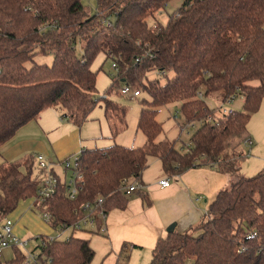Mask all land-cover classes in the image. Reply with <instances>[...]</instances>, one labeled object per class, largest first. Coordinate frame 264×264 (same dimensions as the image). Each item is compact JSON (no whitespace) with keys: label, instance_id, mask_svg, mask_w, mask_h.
<instances>
[{"label":"trees","instance_id":"16d2710c","mask_svg":"<svg viewBox=\"0 0 264 264\" xmlns=\"http://www.w3.org/2000/svg\"><path fill=\"white\" fill-rule=\"evenodd\" d=\"M89 1L0 0V146L47 107H58L62 119L78 125L87 120L99 99L90 63L99 52L116 61L117 76L101 96L111 138L125 127L126 113L107 95L117 87L120 93L128 83L149 97L140 99L137 118L145 140L137 146L82 147L81 190L69 198L60 177L47 207L52 224H72L85 213L81 204L89 202L96 219L87 231L99 233L98 210L124 208L129 183L137 184L133 193L150 202L138 190L149 157L159 159L168 177L198 165L235 172L243 157L238 146L249 138L246 124L264 96V0H183L165 22L151 24L147 18L170 0H93L92 8ZM77 41H82L80 57ZM37 53H50L51 62L27 65ZM153 69L162 73L164 83L160 74L147 78ZM215 89L224 99L242 92L241 109L216 113L204 99ZM170 102L180 103L182 123H198L189 144L180 148L176 139L157 140L163 131L158 107ZM40 172L34 154L0 160V218L19 201L34 198ZM99 195L102 203L96 205ZM249 232L255 235L247 238ZM34 248L39 264H91L94 256L89 240L73 233ZM129 248L122 244L116 264L121 256L128 259ZM12 249L0 264H22L23 249ZM149 264H264V168L235 175L198 222L158 237Z\"/></svg>","mask_w":264,"mask_h":264},{"label":"crops","instance_id":"0c3cea01","mask_svg":"<svg viewBox=\"0 0 264 264\" xmlns=\"http://www.w3.org/2000/svg\"><path fill=\"white\" fill-rule=\"evenodd\" d=\"M60 115L61 111L58 107H47L35 119L20 126L0 146V160H12L27 153L33 155L41 152L54 163V172L63 177L67 172L64 171L59 160L64 157L72 155L82 147H102L114 142L122 144L115 137L112 139L109 135L98 143L88 141L87 137L91 134L83 131L82 124L78 125L71 120L62 119ZM103 126L110 131L105 113ZM99 129L102 130L101 119H99ZM143 136L137 137V141L143 143L145 140V136ZM248 139L249 142L252 140L251 137ZM181 145L183 144L180 143L179 146ZM242 153L244 154V152ZM163 177H168L163 171L161 175L153 178H146L142 172L143 184L138 185V190L146 192L150 202L144 201L138 192H134V195L129 196L124 208H113L108 211L106 237L87 231L73 233L89 240V244L94 250L91 264H95L101 256L106 255L110 250L118 254L123 243L130 245V256L134 252L138 254L148 252L149 257L157 238L167 233L166 228L171 223H174L173 231L180 232L188 228L189 225L198 222L216 192L230 181L228 172L208 165L192 166L178 175L168 177L170 181L168 186L159 184V179ZM32 200V198H28L19 201L15 210L8 214L13 219L14 232L21 237L28 232L36 231L39 234L49 232L48 224L45 225L40 221L42 220L41 217L39 218L40 215L33 213V209L36 208ZM2 219L0 218V222ZM8 248L11 250L9 253V257H11L13 255L11 247H6L3 251Z\"/></svg>","mask_w":264,"mask_h":264},{"label":"rangeland","instance_id":"374dc122","mask_svg":"<svg viewBox=\"0 0 264 264\" xmlns=\"http://www.w3.org/2000/svg\"><path fill=\"white\" fill-rule=\"evenodd\" d=\"M183 0H170L164 8L158 10L154 17L147 18V22L151 24L154 20L159 22H165L167 20L168 14L173 12L177 6L182 3ZM88 5L92 8L94 6V1L90 0ZM82 54V41H77L75 43V55L80 57ZM52 60V55L50 53L41 54L37 53L33 55L32 59L29 60L26 64L30 65L32 62H45L50 63ZM90 68L93 71H96V95L99 97L98 102L94 105L92 110H90L88 119L82 122L83 131L91 134L87 137L88 141L92 142H100L102 139L111 136L110 131H108L105 126H103L104 120V99L101 98L103 96L106 88L112 82L114 78L117 76V69L112 67V59L106 55L105 52H99L94 59L90 63ZM160 74V76H159ZM173 72L169 71L167 76H172ZM147 78L158 77L160 83L165 82V78L162 76V73L153 69L146 72ZM118 88H113L112 91L107 95V97L114 102L118 103V105L125 109V127L115 136L116 140H119L124 145H132L137 146L142 143L137 141V137L140 135L143 136L142 132L137 128V118L138 113L141 108L140 99L142 97L149 98L146 91L141 90L140 94L136 97H131L130 95L120 94L118 92ZM244 95L242 92H238L236 96L231 101H226L223 98V93L219 89H215L214 91L209 92L204 95V99L208 106L217 107L219 105H224L226 107H231L233 109H241V104L243 102ZM179 102H170L158 107V113L156 118L158 121H161L163 131L157 137V140L161 137L168 138H177L176 139V147L180 148L179 144H188L189 135L198 125L197 122H194V125L189 126L188 132L187 130H180L178 124L182 123V119L180 113L178 111ZM176 114V117L174 115ZM99 119L102 121V130L99 129ZM249 137H251L250 142H242L238 146V152H244L243 157L237 159V168L234 170V173H228L230 177V181L228 184L226 183L225 187L227 188L232 179L237 174H242L245 176H250L261 171L264 168V96L262 97L259 107L250 115V118L246 124ZM92 134H94L92 136ZM136 135V138L134 136ZM144 137V136H143ZM180 138V139H178ZM113 139V138H112ZM139 142V143H137ZM185 148V147H184ZM144 175L147 178L157 177L161 175V167L160 162L156 157H149L148 166L145 168ZM33 174H36V170L33 171ZM133 192H130L128 195H132ZM135 194V193H134ZM133 194V195H134ZM15 210V209H14ZM33 213H36L38 216L40 212L38 210L33 209ZM10 214V213H9ZM10 216V215H9ZM11 217V216H10ZM40 218V216H39ZM41 219V218H40ZM47 225V230L49 232L43 234H49L51 236H57L60 239H65L71 234L70 229H64L59 233L58 230L53 228L49 223H45ZM36 230V229H34ZM44 232V231H41ZM91 232V231H87ZM39 233L36 231L25 233L22 237L23 239H28L29 243L27 248H34V246L39 245L40 237L35 238ZM97 234L105 236V232H99ZM12 249V248H11ZM23 249V248H22ZM129 248L127 251L128 259L124 257H120L117 264H149L150 257H148V252H141L138 254L134 252L132 256H130ZM11 250L6 249L0 254V259L4 260L10 256ZM10 258V257H9ZM117 254L110 250L106 255L101 256L95 264H116Z\"/></svg>","mask_w":264,"mask_h":264},{"label":"built area","instance_id":"2783aa9c","mask_svg":"<svg viewBox=\"0 0 264 264\" xmlns=\"http://www.w3.org/2000/svg\"><path fill=\"white\" fill-rule=\"evenodd\" d=\"M109 24V21H106ZM112 67L118 68L116 61L112 60ZM121 94L130 95L131 97H136L140 94L138 88H133L128 83L123 84L119 89ZM234 97H228L225 100L231 101ZM233 108L226 107L224 105H219L215 107L216 113L224 114L232 112ZM176 117V114L174 115ZM208 119H211V116H208ZM192 126L191 123H181L179 124L180 130H187L188 127ZM245 143L249 142V139L244 141ZM189 144V143H188ZM80 151H76L72 155L66 156L63 159L59 160V163L62 165L64 171L67 173L63 176L64 183V192L69 198H74L79 190H81V166H80ZM35 162L39 169L41 170L39 174V180L36 190V195L33 198V203H40L42 205V209L39 210L41 219L49 223L53 228L59 231H63L64 229H70L71 233L76 231H87L88 229L94 228L95 219L94 212L91 210V205L89 202H84L81 204L85 213L80 217L76 222L70 224L67 222L61 223H53L52 224V214L47 209L50 205L51 198L55 194L60 181V176L56 174L53 170V162L49 161L43 153L37 152L34 154ZM170 183L168 177H163L159 179V184L162 186H168ZM137 187V184L134 182L129 183L127 185L125 191L126 193L132 192ZM102 203V197L99 195L96 198V205H100ZM107 213L103 209L98 210V216L102 219V223L100 225L99 232H106V217ZM255 235V232L247 233L246 237L251 238ZM40 237L39 245L45 246L47 241L53 240L57 236H51L49 234H38L35 238ZM58 238V237H57ZM29 243L28 239H23L21 236L17 235L13 229V219L6 215L3 217L2 222H0V254L3 249L6 247L13 248L14 246L23 248L24 258L22 260V264H39L37 258V249L35 248H27ZM35 247V246H34Z\"/></svg>","mask_w":264,"mask_h":264},{"label":"water","instance_id":"95a60500","mask_svg":"<svg viewBox=\"0 0 264 264\" xmlns=\"http://www.w3.org/2000/svg\"><path fill=\"white\" fill-rule=\"evenodd\" d=\"M173 228H174V223H171V224L166 228V231H167V232H171V231H173Z\"/></svg>","mask_w":264,"mask_h":264}]
</instances>
